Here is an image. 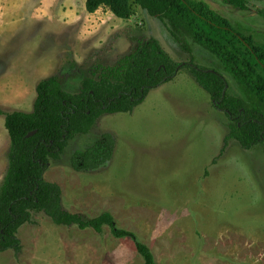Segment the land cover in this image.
<instances>
[{
    "label": "rangeland",
    "instance_id": "374dc122",
    "mask_svg": "<svg viewBox=\"0 0 264 264\" xmlns=\"http://www.w3.org/2000/svg\"><path fill=\"white\" fill-rule=\"evenodd\" d=\"M203 1L242 34L264 43V20L256 13L264 8V0L252 1L245 11L222 0ZM41 4L53 26L42 21L35 26L36 36L16 40L18 54L10 52L12 39L0 46L1 79H21L26 74L16 65L21 60L23 68L29 66L26 94L34 82L59 72H71L65 88L76 92L82 77H98L102 67L116 65L149 37L157 38L176 61L188 59L164 22L139 6L133 5L131 18L125 20L105 7L94 12V19L87 18L85 0ZM84 14L86 18L75 23ZM191 43L199 64L220 69L214 55ZM12 56L20 58L14 61ZM221 71L231 93L241 96L235 81ZM3 84L7 89L13 82ZM34 89L29 102L35 100ZM34 100L21 110L32 112ZM13 107L0 104L2 112ZM228 132L227 117L213 108L209 94L184 69L173 81L151 90L131 112L101 115L89 133L77 135L58 160L50 161L44 178L61 187L65 210L88 219L110 212L118 227L133 232L152 250L157 264H264V151L245 150L229 140L207 166ZM104 133L115 139L112 159L96 170H74L72 154ZM9 148L1 114L0 188ZM17 236L20 252H0V264H144L133 240L116 238L107 225L97 233L58 225L44 212H33ZM184 238L187 244H178ZM191 242H196L194 255Z\"/></svg>",
    "mask_w": 264,
    "mask_h": 264
},
{
    "label": "trees",
    "instance_id": "16d2710c",
    "mask_svg": "<svg viewBox=\"0 0 264 264\" xmlns=\"http://www.w3.org/2000/svg\"><path fill=\"white\" fill-rule=\"evenodd\" d=\"M252 1L222 0L243 11ZM133 5L162 20L188 59L176 61L157 38L149 37L116 65L102 67L98 77H82L76 92L65 88L71 72H59L37 83L32 112L0 110L10 139L0 188V252L19 253V228L31 220L33 212H44L55 224L81 230L102 233L107 225L116 238L133 240L144 264H156L152 250L133 232L118 227L110 212L88 219L65 210L61 187L46 181L44 174L50 161L58 160L77 135L89 133L101 115L131 112L151 90L173 81L183 69L209 94L213 108L227 117L224 146L236 140L245 150L261 147L264 151V43L242 34V29L234 28L203 0H85L87 12L105 7L125 20L131 18ZM256 13L264 20V8ZM191 42L214 55L220 69L199 64ZM221 69L235 81L241 96L231 93ZM114 149V137L104 133L72 154L71 167L99 169L112 159Z\"/></svg>",
    "mask_w": 264,
    "mask_h": 264
},
{
    "label": "crops",
    "instance_id": "0c3cea01",
    "mask_svg": "<svg viewBox=\"0 0 264 264\" xmlns=\"http://www.w3.org/2000/svg\"><path fill=\"white\" fill-rule=\"evenodd\" d=\"M45 0H0V46L2 47L3 44L1 42L4 41V39L8 38L9 41L10 39H12V43H10V52L13 51L14 53L18 52L19 49H16L15 47L17 45H15L16 43L20 42V39L23 36H36V30H35V26L42 22V21H46L48 22L46 25H49L48 27H52L53 24L50 22V20L48 19L47 15L43 14L44 12V4L39 5V3L44 2ZM84 4V2H83ZM82 14V13H79ZM89 16L87 18H91L94 19L95 16L94 13H89ZM86 18V15H82L81 18L76 19H71V20H67L68 22H74L76 20L75 23H80V21H83ZM82 19V20H81ZM32 30V31H31ZM17 40V42L15 43V41ZM30 41V40H28ZM13 45V46H12ZM21 50V48H20ZM14 55V54H12ZM14 58V61L19 59L20 56L15 57L12 56ZM18 65V69L20 70H25L26 74L21 75V79L17 80L16 78H8V77H4V78H0V104H14L13 110L12 111H22L21 109H24L26 107L30 108V105L32 104L34 97L32 99V101L29 102V96L31 94H34L37 82H34L32 84L33 88L31 91V94L27 92L26 94V89H23V86L28 85V83L31 80V76H30V69L29 66H26V69L23 68V62L21 60L20 64H16ZM21 66V67H20ZM184 70V69H183ZM7 83V82H13L12 86H8L9 88L5 89L3 82ZM36 84V85H35ZM31 85V82H30ZM4 89L6 90V95H4ZM30 90H31V86H30ZM8 94V96H7ZM7 96V97H6ZM36 98V96H35ZM7 100V101H4ZM35 101V100H34ZM34 104V103H33ZM11 111V112H12ZM24 112V111H23ZM3 113H8L7 112H3ZM1 115V114H0ZM224 150L226 148H224V141H223V145L220 146L216 153L211 156L209 158L208 164L207 166L210 164L211 160L214 158L215 155H217L218 153H221L220 150ZM219 150V151H218ZM226 152V151H225ZM114 154V153H113ZM207 174V173H205ZM204 174H202V178L204 179L206 176L203 177ZM201 183V181H200ZM186 241V239H183V242H179L178 244L181 245H186L187 243L184 242ZM196 245V242H191L190 244V249L191 251H193V255L195 254V250L197 253V248H192V245ZM155 259V257H154ZM156 262V259H155ZM157 264V262H156Z\"/></svg>",
    "mask_w": 264,
    "mask_h": 264
},
{
    "label": "water",
    "instance_id": "95a60500",
    "mask_svg": "<svg viewBox=\"0 0 264 264\" xmlns=\"http://www.w3.org/2000/svg\"><path fill=\"white\" fill-rule=\"evenodd\" d=\"M34 134V131L33 132H30L29 134H28V136H31V135H33Z\"/></svg>",
    "mask_w": 264,
    "mask_h": 264
}]
</instances>
